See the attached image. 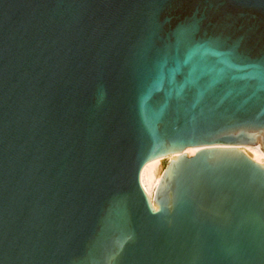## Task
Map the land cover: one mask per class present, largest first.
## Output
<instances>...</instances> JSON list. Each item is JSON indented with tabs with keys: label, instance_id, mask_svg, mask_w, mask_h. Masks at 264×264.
Masks as SVG:
<instances>
[{
	"label": "water",
	"instance_id": "water-1",
	"mask_svg": "<svg viewBox=\"0 0 264 264\" xmlns=\"http://www.w3.org/2000/svg\"><path fill=\"white\" fill-rule=\"evenodd\" d=\"M259 143L264 0H0V264H264Z\"/></svg>",
	"mask_w": 264,
	"mask_h": 264
},
{
	"label": "bare ground",
	"instance_id": "bare-ground-1",
	"mask_svg": "<svg viewBox=\"0 0 264 264\" xmlns=\"http://www.w3.org/2000/svg\"><path fill=\"white\" fill-rule=\"evenodd\" d=\"M259 146H263V143H259L256 145H245V146H237V147H233V148H241L244 151H246L247 153H249L251 155V158L247 155L248 158H250L253 162H255L258 165H263L264 164V156L263 154L259 151V149L257 147ZM200 147H188L185 148L184 150L180 151V152H175V153H181V154H185L187 157H191L195 155V150H197ZM226 148H232V147H226ZM173 154V153H172ZM170 154V156L172 157L169 162H172L173 159L175 158L174 155ZM160 156H157L155 158L150 159L148 162H146V164H144V166L142 167L141 171H140V180H141V184L145 193V196L152 208V210H155L154 206L152 205L153 203V198H154V193L155 191L153 190L155 187V190L157 189V186L160 182V180L162 179L163 175H164V170L163 169L162 173L159 175L160 173ZM168 162V163H169Z\"/></svg>",
	"mask_w": 264,
	"mask_h": 264
},
{
	"label": "rangeland",
	"instance_id": "rangeland-1",
	"mask_svg": "<svg viewBox=\"0 0 264 264\" xmlns=\"http://www.w3.org/2000/svg\"><path fill=\"white\" fill-rule=\"evenodd\" d=\"M153 188H154L153 190L156 191V190H155V187H153ZM154 194H155V193H154Z\"/></svg>",
	"mask_w": 264,
	"mask_h": 264
}]
</instances>
